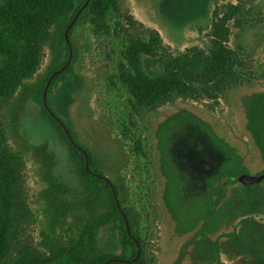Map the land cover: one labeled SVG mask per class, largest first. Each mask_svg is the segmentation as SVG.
I'll return each mask as SVG.
<instances>
[{
    "label": "rangeland",
    "instance_id": "obj_1",
    "mask_svg": "<svg viewBox=\"0 0 264 264\" xmlns=\"http://www.w3.org/2000/svg\"><path fill=\"white\" fill-rule=\"evenodd\" d=\"M116 1L118 12L103 25L86 13L69 34L73 64L51 90L53 112L117 187L146 264H264V180L250 186L229 180L264 174V0ZM230 11L226 47L237 79L215 99L197 87L194 97L140 109L119 78L128 41L159 37L157 56L142 58L154 78L168 58L192 48L207 52L213 24ZM67 26L50 30L36 74L0 107L5 146L20 158L29 209L10 257L25 247L49 254L97 211L68 145L31 102L64 60L60 39ZM120 237L104 227L97 247L119 255Z\"/></svg>",
    "mask_w": 264,
    "mask_h": 264
},
{
    "label": "trees",
    "instance_id": "obj_2",
    "mask_svg": "<svg viewBox=\"0 0 264 264\" xmlns=\"http://www.w3.org/2000/svg\"><path fill=\"white\" fill-rule=\"evenodd\" d=\"M85 1H0V107L11 101L23 82L32 79L36 74L42 62L43 48L51 37L50 30L59 24L68 25ZM116 12H118L116 0H90L69 34L86 13L91 16L93 24L103 25L107 15ZM231 14L230 11V15L220 19L218 25L213 24L211 45L207 52L192 48L177 57L168 58L163 62L162 73L154 78L145 74L142 58L157 56L159 37L157 35L150 37L148 42L130 39L124 53L121 54L124 64L119 66V78L136 105L140 109H154L173 97H194L198 93L197 87L211 99L223 93L227 85L237 79L233 53L226 47L228 35L226 25L231 19ZM60 44L64 60L49 72L32 96L31 102L40 108L41 118L56 129L59 137L68 145L70 157L76 163L81 181L97 211L77 227L75 237L49 254L42 255L31 247H25L10 257L21 222L28 217L29 209L21 195L20 158L8 151L5 136L0 128V264H146L141 249L137 255L131 237L139 243L140 248L141 241L134 233L129 211L120 205L117 187L110 181L106 182L95 176L102 175L93 157L76 142L75 134L50 106L51 90L56 83L67 80L73 59L62 73L52 79L46 94L47 107L56 118H53L43 106L42 91L47 79L60 70L69 57L64 34ZM61 124L84 153L71 145ZM110 185L115 191L119 207L114 201ZM222 196L220 194L219 199ZM107 226H113L120 232L119 255L110 254L97 247L98 232Z\"/></svg>",
    "mask_w": 264,
    "mask_h": 264
},
{
    "label": "water",
    "instance_id": "obj_3",
    "mask_svg": "<svg viewBox=\"0 0 264 264\" xmlns=\"http://www.w3.org/2000/svg\"><path fill=\"white\" fill-rule=\"evenodd\" d=\"M90 0H86L85 3L80 7V9L77 11V13L74 15L73 19L70 21V23L68 24L65 32H64V40H65V44L67 46V49H68V53H69V57H68V60L66 62V64L58 71L54 72L46 81L45 83V86L43 88V91H42V102H43V106L44 108L47 110V112L53 117V118H56L54 114H52L50 112V110L48 109L47 107V104H46V94H47V91H48V88L50 86V83L52 81V79L62 73V71L68 66V64L70 63L71 59H72V48H71V45H70V42H69V31L70 29L72 28V26L74 25L75 21L77 20V18L79 17V15L82 13V11L86 8V6L89 4ZM61 127L68 139V141L71 143V145L76 148L78 151L84 153V151L82 150V148L76 146V144L74 143V141L72 140L71 136L69 135L68 131L66 130V128L64 126H62L61 124ZM85 159L87 160V157L85 155ZM86 169H87V165L85 166ZM95 176H98L100 179L108 182V180L105 178V177H102V176H99V175H95ZM262 180H264V174L260 175V176H257V177H253V176H249V175H243L241 176L237 181L243 185V186H250V185H255V184H258L260 183ZM232 182L236 181L235 179H232L231 180ZM110 189L112 191V195H113V198H114V201L117 205V207H119L118 205V201H117V198H116V195H115V191L114 189L112 188V186L110 185ZM122 213V212H121ZM123 215V214H122ZM131 239L133 240V242L135 243V247H136V251H137V255H139L140 253V245L139 243L133 238L131 237Z\"/></svg>",
    "mask_w": 264,
    "mask_h": 264
},
{
    "label": "flooded vegetation",
    "instance_id": "obj_4",
    "mask_svg": "<svg viewBox=\"0 0 264 264\" xmlns=\"http://www.w3.org/2000/svg\"><path fill=\"white\" fill-rule=\"evenodd\" d=\"M243 175H246V174H243ZM243 175H240V176H238V177H233V178H230L229 180H230V182H232L231 180L232 179H235L236 181H234V182H237V183H239L237 180L241 177V176H243Z\"/></svg>",
    "mask_w": 264,
    "mask_h": 264
}]
</instances>
